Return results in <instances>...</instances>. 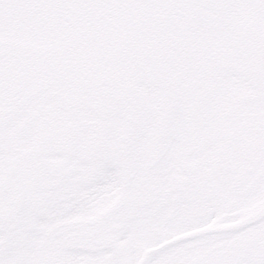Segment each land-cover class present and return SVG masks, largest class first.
Here are the masks:
<instances>
[{
    "label": "snow or ice",
    "instance_id": "1",
    "mask_svg": "<svg viewBox=\"0 0 264 264\" xmlns=\"http://www.w3.org/2000/svg\"><path fill=\"white\" fill-rule=\"evenodd\" d=\"M0 264H264V0H0Z\"/></svg>",
    "mask_w": 264,
    "mask_h": 264
}]
</instances>
